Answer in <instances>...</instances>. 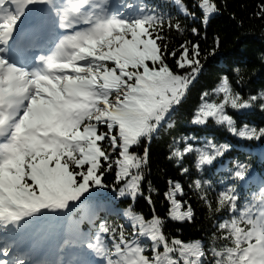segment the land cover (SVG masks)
Instances as JSON below:
<instances>
[{
	"label": "snow or ice",
	"instance_id": "snow-or-ice-1",
	"mask_svg": "<svg viewBox=\"0 0 264 264\" xmlns=\"http://www.w3.org/2000/svg\"><path fill=\"white\" fill-rule=\"evenodd\" d=\"M221 7L0 0V264H264V172L239 159L225 169L230 143L173 137L168 159L189 181H167L166 217L147 180L151 142L215 55L203 54L199 39L173 47L172 33L200 37L198 25ZM252 15L264 21V0ZM231 71L241 83L243 68ZM200 99L192 124L211 120L264 143V127L237 120L264 111V90L245 96L225 74ZM189 191L216 221L210 241L165 231L168 221L195 219ZM140 198L148 219L135 210Z\"/></svg>",
	"mask_w": 264,
	"mask_h": 264
},
{
	"label": "trees",
	"instance_id": "trees-1",
	"mask_svg": "<svg viewBox=\"0 0 264 264\" xmlns=\"http://www.w3.org/2000/svg\"><path fill=\"white\" fill-rule=\"evenodd\" d=\"M150 0H147L149 2ZM163 2V0H153ZM145 0H137V3L144 4ZM221 11L212 18L205 26L199 24L201 28V36L196 37L192 34L186 36H180L177 33H172V46L178 47L184 39L197 40L201 44L203 54H208L215 48V55H208L206 60L202 63L205 64L208 71H205L201 78L195 82L191 87V91L188 95V100L183 103L180 115L177 117V123L174 128L163 130L160 138L153 141L149 146L150 161L147 173V180H150L154 188L159 189V195H153L155 201L156 213L165 217L168 210L167 201L163 197V193L167 191V181L169 179L180 180L187 186L189 177L182 176L180 169L176 163L168 159L170 153V145L172 144L173 137H178L179 129H181V119L187 117L192 107L195 109V100L197 99L200 91L208 87L215 79L222 75L228 74L233 80L234 87L241 91L245 96L248 94H257L261 90H264V21L253 18V11L257 8L259 0H220ZM233 15L235 18H233ZM187 24H191L192 21H186ZM206 33V38H205ZM219 37L220 45L215 46V38ZM239 64L243 68L242 76L243 81L241 84L244 87L235 86L237 77L232 73V68ZM258 88V89H257ZM188 111L183 110V107ZM256 109L260 110L257 106ZM192 114V111L190 112ZM259 118H261L259 116ZM252 123L257 127H264V111L263 117ZM238 126H240L238 124ZM241 127V126H240ZM185 132V130H183ZM225 140L236 141L232 136L225 135ZM253 143L260 145L258 155H264V143L254 141ZM143 149V147H141ZM225 158H228L226 156ZM264 158V156H263ZM247 160V157L234 156L227 159V168L231 167L234 160ZM225 164L224 168L227 166ZM185 166L191 167V162L187 161ZM254 168V167H253ZM255 172L256 169L254 168ZM221 173L218 172L217 175ZM259 174V173H258ZM114 180V173H110L106 176V182L112 183ZM145 182V187L147 185ZM186 190L187 187H186ZM184 199L189 200L195 209V219L188 222H167L166 233L170 236L181 237L185 241L204 238L206 240L211 239V233L213 226L216 223L215 220L209 219V213L204 207L202 202L198 199L194 192L189 191V195ZM129 203L125 201L120 204L119 207L123 208ZM135 210L141 212L146 219L152 215V208L146 202L145 199L140 198L135 203Z\"/></svg>",
	"mask_w": 264,
	"mask_h": 264
},
{
	"label": "bare ground",
	"instance_id": "bare-ground-1",
	"mask_svg": "<svg viewBox=\"0 0 264 264\" xmlns=\"http://www.w3.org/2000/svg\"><path fill=\"white\" fill-rule=\"evenodd\" d=\"M149 3L151 5V7L155 6V4H156V2L153 1V0H150ZM205 71H208V69L206 68V66L204 64V69H203L201 75H203L205 73ZM219 78L215 79L208 87L211 88V89L213 87H215V85L217 84ZM235 86L244 87V85L241 84V83H239V84L235 83ZM190 91H191V89H190ZM248 95H250V94H248ZM187 100H188V98H187ZM184 105H185V103H184ZM190 108H191L190 112L191 111L193 112L194 109L192 107H190ZM183 110L188 111L189 109L186 110L185 106H184ZM229 111H230V113H232L231 110H229ZM232 114H234V113H232ZM252 115H254V114H250V116H252ZM260 115H262V114H259L257 116V118L255 120L256 123H260V122H258V117ZM237 120L238 121H243V118L237 117ZM244 120L247 121V119H244ZM207 127L208 128H218V130H219L218 134L219 135L227 134V135L232 136L234 139H238V141H236V146H237V148H239L240 150H242L245 153L248 162H250L253 165V167L256 169V171L258 173L264 172V158H263L264 155H261V154H260V156L258 155V151L260 150V147H259L260 145L255 144V143H253L252 141H249V140H244V139L237 138V137L233 136L232 134H230L229 132H227L226 129H223V128H220L219 126L214 125V123L212 121H210L208 123ZM160 135H161V133H160ZM160 135H159V137H160ZM181 239H183V238H181Z\"/></svg>",
	"mask_w": 264,
	"mask_h": 264
}]
</instances>
